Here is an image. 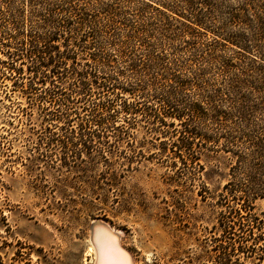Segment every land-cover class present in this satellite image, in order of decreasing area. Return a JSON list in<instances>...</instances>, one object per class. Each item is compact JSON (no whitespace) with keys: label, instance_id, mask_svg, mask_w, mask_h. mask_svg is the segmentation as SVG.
Returning <instances> with one entry per match:
<instances>
[{"label":"rangeland","instance_id":"374dc122","mask_svg":"<svg viewBox=\"0 0 264 264\" xmlns=\"http://www.w3.org/2000/svg\"><path fill=\"white\" fill-rule=\"evenodd\" d=\"M238 1L212 0L223 16ZM69 3L85 22L70 40L92 34L84 51H76L78 68L90 54L96 58L92 73L100 87L92 99L103 104L107 97V106L113 105L107 127L90 126L82 134L77 125L91 117L85 105L76 97L70 112L64 102L41 100L42 88L27 84L31 62L15 43V37L64 24ZM49 14L54 25L38 28L37 20ZM146 25L123 0H47L37 9L25 0H0V264H91L90 226L97 220L118 233L133 264H264V200L253 202L251 213L262 220L253 224L233 199L245 193L246 184L244 173L230 172L236 160L231 151L244 145L238 120L230 123L236 108L218 101L216 124L208 101L215 92L229 98L227 76L219 64L207 65L182 41L161 38ZM60 29L58 44L69 28L65 23ZM141 30L142 36L132 38ZM144 55L154 60L157 80L172 74L183 81L168 102L160 92L143 97L138 89L123 91L135 82L122 74L125 66ZM71 80L59 88L68 91ZM169 83L174 88L179 82ZM249 91L230 93V101ZM256 94L250 104L261 119L264 95ZM133 101L138 113L121 111V104ZM169 108L168 115L162 113ZM191 115L188 123L198 135L185 151L174 142L183 129L179 118ZM92 133L99 139L81 140ZM50 137L57 140L49 143Z\"/></svg>","mask_w":264,"mask_h":264},{"label":"trees","instance_id":"16d2710c","mask_svg":"<svg viewBox=\"0 0 264 264\" xmlns=\"http://www.w3.org/2000/svg\"><path fill=\"white\" fill-rule=\"evenodd\" d=\"M25 1L32 8L37 9L47 0ZM123 2L128 7H132L138 17H144L147 20L146 26L153 28L161 38L174 37L182 41L189 52H195H192V56L197 55V58L209 66L219 64V73L227 76L225 79L229 83L225 95L228 94L229 98L215 92L208 96V101L213 102L212 112L216 124L221 120L218 101L230 102L231 109L236 108L237 114L232 113L233 118L230 123L234 125L238 120L243 135L240 137L244 138L241 145H244L240 149L231 151L236 160L230 172L239 170L244 173L246 184L245 190H242L245 193L239 198L234 196L233 199L240 204V210L243 209L246 213L245 216H241L242 218L247 217L253 224L262 221L251 212L255 200H264V117L255 118L257 108L250 104V97L256 96V93L264 95V0H239L236 5L234 4L235 6H230L226 10L224 16L218 14V7L212 0H123ZM69 5L66 19L62 21L69 28L67 35L62 36L63 42L57 43L60 35H63L60 27L65 28V23L60 21L49 33L28 34L26 38L15 37V43L18 45V50L26 52L27 59L31 62L26 69L27 84L29 89H35V86L42 88L43 91L39 94L41 100L48 101L50 98L51 102H64L70 112L72 108L69 104L74 103L76 97H79L78 101L85 105L83 110L88 111L91 117L77 125L79 133L82 134L85 128L90 126L101 129L107 127V108L111 109L113 105L107 106V97L104 95L102 98L106 97V103H96L94 98L92 99L96 96L94 87H100L98 77L92 73L96 70V58L90 54V58L83 64L84 67L78 68L80 62L76 51L79 49L84 51L83 49L87 47L85 41L92 34H84L76 40H70L71 32L80 31L82 23L85 22L84 18L81 19L80 9L72 3ZM37 21L38 28L54 25L50 14ZM142 33V30L133 32L132 38H138ZM128 55L121 52V57L126 58ZM1 63L3 62L0 60ZM103 65H107V62H103ZM8 69L18 75L21 73V69L13 66ZM156 69L154 60L148 55L130 59L122 74L129 73L130 77L134 78L133 83L136 86L133 83L127 84L123 91L130 93L133 89H138L140 96L143 97H146L144 94L147 91L152 92L153 95L160 92L168 102L172 94L178 89L181 90L183 81H177L179 77L172 74L159 81L156 77L158 75ZM67 77L72 80L67 88L68 91H62L59 84ZM173 80L179 83L177 87L171 88L174 82L172 84L169 82ZM242 88L250 90L248 95L230 101V93ZM201 91H205V88L202 87ZM54 95L59 98L55 100ZM97 95H101V92H97ZM89 104L91 106H88ZM121 105V111L125 114H135L141 110L135 101L124 102ZM169 110L170 108L162 113L168 115ZM156 117L164 123L163 119L159 118V114H156ZM192 117L193 115L186 118L187 120H184L185 118L178 120L183 129L174 143H177V148L185 151H191V139L193 141L198 135L196 129L190 128L188 123L192 122ZM93 133L85 140L81 137L79 139L84 142L99 139V136L95 134L94 136ZM54 140L57 139L50 137L49 143ZM235 145L237 147L238 144ZM229 188L230 182L225 185V189ZM239 199L241 202H238ZM238 249L243 253L242 247Z\"/></svg>","mask_w":264,"mask_h":264},{"label":"bare ground","instance_id":"6f19581e","mask_svg":"<svg viewBox=\"0 0 264 264\" xmlns=\"http://www.w3.org/2000/svg\"><path fill=\"white\" fill-rule=\"evenodd\" d=\"M111 230L115 231L113 229ZM96 237L95 246L90 240L91 245L89 246V251L93 257L91 264H94V262L97 264H128V260L115 250L112 239L101 233H97Z\"/></svg>","mask_w":264,"mask_h":264},{"label":"water","instance_id":"95a60500","mask_svg":"<svg viewBox=\"0 0 264 264\" xmlns=\"http://www.w3.org/2000/svg\"><path fill=\"white\" fill-rule=\"evenodd\" d=\"M97 233L105 234L107 237L112 239L115 250L119 254L123 255L128 260L127 262L128 264H132L131 262L133 261H132L131 255L126 249L123 248L122 245H120L119 235L115 231H112L111 228L104 222H101V221L92 222L90 226V240L94 244V246L96 245ZM94 264H97V263L94 262Z\"/></svg>","mask_w":264,"mask_h":264}]
</instances>
